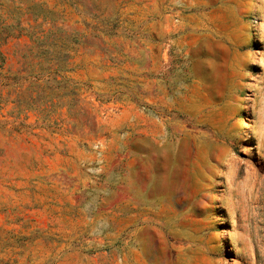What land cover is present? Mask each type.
<instances>
[{
	"label": "rangeland",
	"instance_id": "obj_1",
	"mask_svg": "<svg viewBox=\"0 0 264 264\" xmlns=\"http://www.w3.org/2000/svg\"><path fill=\"white\" fill-rule=\"evenodd\" d=\"M190 2L0 0V264H264V0Z\"/></svg>",
	"mask_w": 264,
	"mask_h": 264
},
{
	"label": "crops",
	"instance_id": "obj_2",
	"mask_svg": "<svg viewBox=\"0 0 264 264\" xmlns=\"http://www.w3.org/2000/svg\"><path fill=\"white\" fill-rule=\"evenodd\" d=\"M191 2H190V5L192 6V7H198V8H201V12L200 13H198V16L199 15H201V14H203L204 15V7L206 6V5H209V4H211V2H210V0H190ZM197 15V14H196Z\"/></svg>",
	"mask_w": 264,
	"mask_h": 264
}]
</instances>
